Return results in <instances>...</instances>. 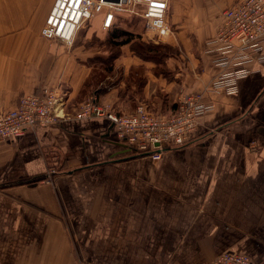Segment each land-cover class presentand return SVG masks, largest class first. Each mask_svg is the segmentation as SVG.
Returning <instances> with one entry per match:
<instances>
[{
  "label": "crops",
  "instance_id": "1",
  "mask_svg": "<svg viewBox=\"0 0 264 264\" xmlns=\"http://www.w3.org/2000/svg\"><path fill=\"white\" fill-rule=\"evenodd\" d=\"M240 1L169 0L175 35L152 41L178 49L167 70L128 45L107 73L87 38L42 36L55 0H0V111L44 87L66 92L58 125L0 143V264H212L224 252L264 264V66L237 94L205 96L194 138L160 160L129 156L107 118H75L92 96L120 114L174 113L221 73L209 44Z\"/></svg>",
  "mask_w": 264,
  "mask_h": 264
},
{
  "label": "built area",
  "instance_id": "2",
  "mask_svg": "<svg viewBox=\"0 0 264 264\" xmlns=\"http://www.w3.org/2000/svg\"><path fill=\"white\" fill-rule=\"evenodd\" d=\"M168 8L169 0H55L41 34L51 43L72 47L79 31L97 17H101L104 32L117 27L121 17H130L144 22L146 39L163 42L175 35ZM220 16L209 52L216 55L214 65L222 71L204 91L180 96L174 113L157 114L141 104L130 114H120L92 96L78 107L75 118H107L129 156L160 160L167 149L188 144L197 133L200 118L213 107L204 101L205 96L237 94L240 78L252 72L250 66H264V0H241ZM65 95L61 87H44L39 93L21 96L14 109L0 111V143L36 127L58 125L63 119L59 110ZM54 174V170L48 172L46 182ZM212 264L254 263L247 255L224 252Z\"/></svg>",
  "mask_w": 264,
  "mask_h": 264
},
{
  "label": "trees",
  "instance_id": "3",
  "mask_svg": "<svg viewBox=\"0 0 264 264\" xmlns=\"http://www.w3.org/2000/svg\"><path fill=\"white\" fill-rule=\"evenodd\" d=\"M134 20L140 21L141 19L135 18ZM127 20L125 18H120L119 24L117 27L106 32V36L104 39H101L95 35V42L88 41L86 46L88 48L94 49L95 51L105 53L106 55L96 54L94 58H92L90 63H100L103 65L104 70L107 73H112L114 61L121 55L122 48L124 46H130V49L134 54L139 56L144 60L155 61L158 65H162L165 69V62L169 57L175 56L179 53L178 49L169 44H154L145 42L142 40V36L140 33L133 32L125 27L123 24ZM142 21V20H141ZM143 25L144 22L142 21ZM161 67L159 66L157 72H160ZM162 69V70H164ZM167 70V69H165ZM169 76L171 75V72ZM166 73V75H167ZM114 83L111 81L105 85V90L112 88ZM174 112V111H173ZM166 115V114H162ZM140 157V156H133Z\"/></svg>",
  "mask_w": 264,
  "mask_h": 264
},
{
  "label": "rangeland",
  "instance_id": "4",
  "mask_svg": "<svg viewBox=\"0 0 264 264\" xmlns=\"http://www.w3.org/2000/svg\"><path fill=\"white\" fill-rule=\"evenodd\" d=\"M127 21L123 24V27L136 32V33H140V34H144V25L142 23V21H137L134 20L135 18H130V17H126L125 18ZM93 23V24H92ZM98 27V20H94V22L92 21L90 24H88L87 26H84L83 29H81L78 33L77 36V43H82L84 40H86L87 38V42L89 40V38H91V36H93V42H95V35H94V30L93 28L97 29ZM101 38L104 39L106 36V32H100L99 33ZM92 41V39H91ZM76 43V44H77ZM152 43V41H151ZM46 181V180H44Z\"/></svg>",
  "mask_w": 264,
  "mask_h": 264
},
{
  "label": "water",
  "instance_id": "5",
  "mask_svg": "<svg viewBox=\"0 0 264 264\" xmlns=\"http://www.w3.org/2000/svg\"><path fill=\"white\" fill-rule=\"evenodd\" d=\"M117 1H119V0H117Z\"/></svg>",
  "mask_w": 264,
  "mask_h": 264
}]
</instances>
